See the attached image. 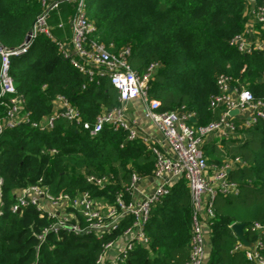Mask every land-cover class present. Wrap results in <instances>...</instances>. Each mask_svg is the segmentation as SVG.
Instances as JSON below:
<instances>
[{
  "label": "trees",
  "instance_id": "1",
  "mask_svg": "<svg viewBox=\"0 0 264 264\" xmlns=\"http://www.w3.org/2000/svg\"><path fill=\"white\" fill-rule=\"evenodd\" d=\"M86 14L96 26L90 37L116 51L129 45V65L139 74L157 63L149 79V97L157 98L161 111L181 107L194 113L195 128L217 120L221 108L210 109L209 96L216 92L220 73L232 74L255 97H264L258 81L263 69L257 53L241 54L228 40L242 32L245 22L243 0H86ZM264 4V0H257ZM64 10L67 14L61 13ZM75 8L66 2L51 10V33L68 34V19ZM40 12L37 0H0V44L19 46ZM62 16V18L60 17ZM63 21L62 29L57 25ZM17 93L25 99L23 111L30 122L52 112V101L63 95L80 114V121L92 122L104 109L119 105L117 93L105 77L79 72L62 57L51 39L39 35L26 55L13 57L9 67ZM5 107L0 105V117ZM237 137L219 143L205 142L209 164L226 159L241 160L228 171L238 186L236 193L219 194L213 202L209 224V255L206 264H252L243 251H234L237 239L229 224L264 222V120ZM54 150V152H50ZM153 155L140 138L127 139L126 131L104 125L90 136L80 123L58 118L51 128L39 129L20 122L0 134V176L3 205L0 216V264H95L102 243L120 235L132 224L126 213L114 232L96 238L92 234L48 233L37 235L50 223L46 215L28 205L10 210L15 191L41 179L52 193L71 196L88 190L93 197L113 202L125 190L133 173L150 175ZM109 175L106 189L86 182V176ZM191 198L182 178L171 184L168 193L150 206L144 225L147 241L136 242L127 251L123 264H185L189 259ZM244 235L254 240L248 230ZM264 241V235H261Z\"/></svg>",
  "mask_w": 264,
  "mask_h": 264
},
{
  "label": "built area",
  "instance_id": "2",
  "mask_svg": "<svg viewBox=\"0 0 264 264\" xmlns=\"http://www.w3.org/2000/svg\"><path fill=\"white\" fill-rule=\"evenodd\" d=\"M40 12L36 15L28 39L15 48H6L0 44V105L5 107L0 117V134L20 122L39 129L51 128L58 118L80 123L90 136L100 132L104 125L113 129H122L127 139L137 137L133 128L135 120L129 119L123 104L139 100L143 105L142 115L150 121L158 132L161 143L141 139L149 146L153 155L151 177L163 179L162 185L148 192L137 188L141 176L133 173L125 190L129 194L125 200L123 194L114 195L113 202L104 196L93 197L88 190L70 195L64 191L52 193L42 184L41 179L15 191L16 201L10 210L19 211L21 207L32 205L44 213L51 223L38 235L42 241L48 233L70 232L92 234L96 238L115 231L118 222L126 213L133 216L132 224L120 235L102 243V249L95 264H123L126 253L136 242L145 244L147 237L144 225L149 216L150 206L160 196L167 194L169 186L182 178L186 181L191 198V228L189 238V259L185 264H206L205 248L209 244V224L214 216L213 202L219 194L236 193L238 186L228 178V171L241 164L239 158L226 159L221 165L209 164L203 151L208 136L216 135L220 140L236 136L241 129H248L258 121L264 120V97H255L243 83H239L232 74L220 73L216 76V92L209 96V107L221 108L217 120L195 128L190 122L194 113L181 107L178 110L161 111L157 98L149 97V79L157 63L148 66L144 74H139L129 65L130 46L124 45L116 51L113 43L104 44L94 41L90 35L96 26L86 14V0H37ZM71 4L75 11L68 19V34L58 38L51 33L48 15L57 10L61 3ZM245 22L242 32L233 35L228 43L241 54L257 53L263 63L258 81L264 84V4L257 0H243ZM58 28H64L59 22ZM51 39L57 50L71 66L86 74L89 80L105 77L117 93L118 106L104 109L92 122L80 121L79 110L63 95H56L52 101V112L37 122H30L23 111L24 97L17 93L9 67L13 57L26 55L30 44L37 36ZM247 93V95H245ZM237 110L231 115V110ZM195 120V118H194ZM54 152V150H50ZM166 178V179H165ZM171 178V179H170ZM86 182L106 189L111 182L109 175L86 176ZM3 194L0 176V216L2 215ZM236 222H232L231 225ZM248 230L256 235L254 240L245 237ZM234 234V233H233ZM244 238L249 246L234 234L237 241L234 251H243L245 258L252 264H264V222L254 221L249 228L243 227Z\"/></svg>",
  "mask_w": 264,
  "mask_h": 264
},
{
  "label": "crops",
  "instance_id": "3",
  "mask_svg": "<svg viewBox=\"0 0 264 264\" xmlns=\"http://www.w3.org/2000/svg\"><path fill=\"white\" fill-rule=\"evenodd\" d=\"M123 108L127 117L129 119L135 120V124L133 125V128L138 137L147 138L149 140L161 143L160 136L158 132L155 130L152 123L143 117L142 115L143 105L139 100L128 101L125 104H123ZM209 141H214L216 143H219L221 140L216 135H211L208 136V138L205 140V142H209ZM163 183H164L163 179H154L151 177V173H150V175L141 176V180L137 184V188L142 192H148L153 187L162 185Z\"/></svg>",
  "mask_w": 264,
  "mask_h": 264
},
{
  "label": "water",
  "instance_id": "4",
  "mask_svg": "<svg viewBox=\"0 0 264 264\" xmlns=\"http://www.w3.org/2000/svg\"><path fill=\"white\" fill-rule=\"evenodd\" d=\"M28 39V37H26V40ZM237 110L233 109L231 110L229 113L231 115L236 114ZM191 122H194V118L190 119ZM243 227L244 224L243 223H234L231 225V230L232 232L243 242L244 245L249 246L250 243L244 238L243 235Z\"/></svg>",
  "mask_w": 264,
  "mask_h": 264
},
{
  "label": "rangeland",
  "instance_id": "5",
  "mask_svg": "<svg viewBox=\"0 0 264 264\" xmlns=\"http://www.w3.org/2000/svg\"><path fill=\"white\" fill-rule=\"evenodd\" d=\"M61 13H63V14H67L66 12H64V10L61 12ZM60 17L62 18V16L60 15ZM60 22H63V21H60ZM63 24H64V27L66 26V24L63 22ZM236 137H237V135H236ZM205 252L207 253L206 254V259H205V263L207 262V260H208V255H209V244H207V246H206V248H205Z\"/></svg>",
  "mask_w": 264,
  "mask_h": 264
},
{
  "label": "snow or ice",
  "instance_id": "6",
  "mask_svg": "<svg viewBox=\"0 0 264 264\" xmlns=\"http://www.w3.org/2000/svg\"><path fill=\"white\" fill-rule=\"evenodd\" d=\"M245 95H247V93H245Z\"/></svg>",
  "mask_w": 264,
  "mask_h": 264
}]
</instances>
